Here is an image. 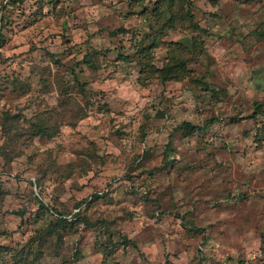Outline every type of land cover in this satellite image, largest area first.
<instances>
[{
    "label": "rangeland",
    "instance_id": "1",
    "mask_svg": "<svg viewBox=\"0 0 264 264\" xmlns=\"http://www.w3.org/2000/svg\"><path fill=\"white\" fill-rule=\"evenodd\" d=\"M163 2L7 6L0 264H264V0Z\"/></svg>",
    "mask_w": 264,
    "mask_h": 264
},
{
    "label": "trees",
    "instance_id": "2",
    "mask_svg": "<svg viewBox=\"0 0 264 264\" xmlns=\"http://www.w3.org/2000/svg\"><path fill=\"white\" fill-rule=\"evenodd\" d=\"M15 1H16V0H11V1H10V5L14 4ZM163 1H164V0H159V3H164ZM3 20H4V16L0 18V29H1V26H2V23H3ZM122 32L124 33V32H126V31H125V30H122ZM1 40H2V34H1V32H0V46H1ZM157 41H158V39L156 38V43H157ZM143 51L146 52V49L144 48ZM175 51H177V50H175ZM171 56H173V55H171ZM123 58L126 59L125 57H123ZM87 61L90 62V60H87ZM147 65H148V64H147ZM167 67H169V68H166L163 72H161V74H162V73H164L165 75L167 74L166 77H168V74L171 73L172 70H173L172 68H170V65L167 66ZM147 68H150V69L148 70V73L152 74V73L155 72V70H154L153 67L148 66ZM78 83H79V82H78ZM212 123H213V122H210V123H208V124H205L203 127H201V126H195V125H193V124L190 123V122H183V123L180 125V128H181V130H182L183 136H184V137H187V136H189V135L192 134V133L203 132L204 130L208 129L209 126H210V124H212ZM41 127L43 128V129L41 130V132L45 131L46 128H47V127H45V126H41Z\"/></svg>",
    "mask_w": 264,
    "mask_h": 264
},
{
    "label": "built area",
    "instance_id": "3",
    "mask_svg": "<svg viewBox=\"0 0 264 264\" xmlns=\"http://www.w3.org/2000/svg\"><path fill=\"white\" fill-rule=\"evenodd\" d=\"M10 0H0V18L4 16V12L9 5Z\"/></svg>",
    "mask_w": 264,
    "mask_h": 264
}]
</instances>
